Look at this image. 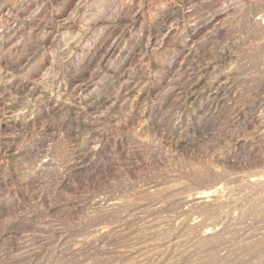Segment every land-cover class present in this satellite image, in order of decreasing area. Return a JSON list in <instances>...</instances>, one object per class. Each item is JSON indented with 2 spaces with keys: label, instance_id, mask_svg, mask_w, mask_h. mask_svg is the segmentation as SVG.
<instances>
[{
  "label": "rangeland",
  "instance_id": "obj_1",
  "mask_svg": "<svg viewBox=\"0 0 264 264\" xmlns=\"http://www.w3.org/2000/svg\"><path fill=\"white\" fill-rule=\"evenodd\" d=\"M0 264H264V0H0Z\"/></svg>",
  "mask_w": 264,
  "mask_h": 264
},
{
  "label": "bare ground",
  "instance_id": "obj_2",
  "mask_svg": "<svg viewBox=\"0 0 264 264\" xmlns=\"http://www.w3.org/2000/svg\"><path fill=\"white\" fill-rule=\"evenodd\" d=\"M205 194H206V193H205ZM209 196H210V195H209ZM202 197H203V196H202ZM205 197H206V196H205ZM205 197H204V198H205ZM200 198H201V197H200ZM196 199H197V198H196ZM207 200H208V199H207ZM201 202H202V201H201Z\"/></svg>",
  "mask_w": 264,
  "mask_h": 264
}]
</instances>
